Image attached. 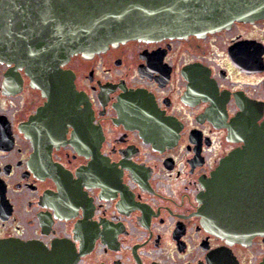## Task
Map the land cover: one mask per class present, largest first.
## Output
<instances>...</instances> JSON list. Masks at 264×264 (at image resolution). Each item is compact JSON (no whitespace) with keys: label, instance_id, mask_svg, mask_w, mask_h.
<instances>
[{"label":"flooded vegetation","instance_id":"obj_1","mask_svg":"<svg viewBox=\"0 0 264 264\" xmlns=\"http://www.w3.org/2000/svg\"><path fill=\"white\" fill-rule=\"evenodd\" d=\"M263 120L264 17L0 59V240L65 243L74 264H260L264 230L221 232L206 184Z\"/></svg>","mask_w":264,"mask_h":264},{"label":"water","instance_id":"obj_2","mask_svg":"<svg viewBox=\"0 0 264 264\" xmlns=\"http://www.w3.org/2000/svg\"><path fill=\"white\" fill-rule=\"evenodd\" d=\"M262 17L264 0H0V59L64 63L130 39L204 34ZM238 138L243 146L206 184L207 207L221 210L213 214L218 229L236 240L264 230V120ZM0 264H74V257L65 243L2 239Z\"/></svg>","mask_w":264,"mask_h":264},{"label":"rangeland","instance_id":"obj_3","mask_svg":"<svg viewBox=\"0 0 264 264\" xmlns=\"http://www.w3.org/2000/svg\"><path fill=\"white\" fill-rule=\"evenodd\" d=\"M77 59V58H76ZM75 61V58H74V60H73V62Z\"/></svg>","mask_w":264,"mask_h":264}]
</instances>
